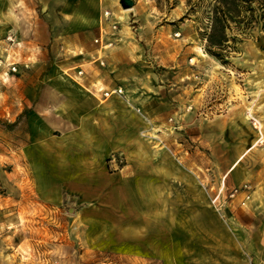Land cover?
<instances>
[{
  "label": "rangeland",
  "instance_id": "374dc122",
  "mask_svg": "<svg viewBox=\"0 0 264 264\" xmlns=\"http://www.w3.org/2000/svg\"><path fill=\"white\" fill-rule=\"evenodd\" d=\"M63 1L0 3L29 21ZM72 1L106 22L86 30L90 44L112 43L93 80L126 97L78 123L55 116L80 55L61 42L25 69L13 47L21 71L0 67V264H264V29L233 24L223 64L202 35L212 0L122 12L119 0Z\"/></svg>",
  "mask_w": 264,
  "mask_h": 264
},
{
  "label": "crops",
  "instance_id": "0c3cea01",
  "mask_svg": "<svg viewBox=\"0 0 264 264\" xmlns=\"http://www.w3.org/2000/svg\"><path fill=\"white\" fill-rule=\"evenodd\" d=\"M43 10L46 12V16H49L52 11L60 13V16H65L66 22H48L45 15V19L44 17L39 18L34 16V18L27 21L28 17L24 15V11H22L24 14L21 15V10L20 13H18L19 15L16 16L17 18H13L6 10V5L0 3V50L3 51L4 48L10 46L5 37L11 35L16 39L18 46H10L8 52L11 53L14 51L13 47L18 48L17 50L24 53V62L31 60L36 63L37 61L40 62L44 55H46L45 53L48 46L54 48L55 44H57L56 46L61 42L66 44L65 46L67 48L64 46L66 48L65 54L73 53L74 55H80L79 59L83 62L80 66L82 65L87 73V77H85L84 81L89 83L84 85L82 84V80L78 79L81 83H79L78 80H73L74 84H69L68 86L70 88H67V91H69L67 95L68 98L63 96L67 98V102L60 104V106L58 105V107L54 106L50 110L55 116L58 115L57 111H70L73 115V121L76 123H78L81 118L88 117L90 119L95 117V114L91 113L92 110H98L101 107L98 101L104 102V99L100 98V94L97 91L101 88H108L109 85H105L103 81L98 78L93 80L91 70L95 71L96 65L94 64L98 56L102 55L104 51L100 45L97 46L92 42L90 44L86 30L94 29V31L97 32L99 28L102 34L104 31L103 26L106 22H90L89 15L84 16V13L81 12L78 6L74 7L72 0L63 1L60 6L54 5L50 8L45 7ZM117 11L119 12V10ZM55 15H57V13ZM88 42L89 45L87 44ZM17 57L18 56H15L14 60L20 61L21 58ZM48 89L53 92H61L59 95H66V93H63L65 91L62 87L48 88L47 86L43 88V90ZM92 90H95L98 94ZM89 91L91 93L88 94L87 92ZM85 106H87V108H84Z\"/></svg>",
  "mask_w": 264,
  "mask_h": 264
},
{
  "label": "trees",
  "instance_id": "16d2710c",
  "mask_svg": "<svg viewBox=\"0 0 264 264\" xmlns=\"http://www.w3.org/2000/svg\"><path fill=\"white\" fill-rule=\"evenodd\" d=\"M209 9V30L202 34L206 51L223 64L235 48L230 41L238 40L230 35L233 24L243 32L254 25L264 29V0H212Z\"/></svg>",
  "mask_w": 264,
  "mask_h": 264
},
{
  "label": "built area",
  "instance_id": "2783aa9c",
  "mask_svg": "<svg viewBox=\"0 0 264 264\" xmlns=\"http://www.w3.org/2000/svg\"><path fill=\"white\" fill-rule=\"evenodd\" d=\"M109 15H110V12L106 11L105 16L109 17ZM117 23L118 22H113V24H112L113 28H117V25H118ZM5 39L11 47L13 45H18V43L16 42V39L14 37H12L11 35H7L5 37ZM95 43L100 45L102 48H107L112 44V43H106V45H105L103 43V37H99V38L95 39ZM10 46L4 48V50H3V52H7L6 55L0 54V67L5 69L7 71V73L18 74L21 71V66L16 60H14V57L11 58V54L8 52V48H10ZM0 52L2 53V51H0ZM97 60L99 61L100 65H105V57L103 54L98 56ZM23 65H24L23 67L25 69L29 68L28 62H25ZM83 75H84V70L79 69L76 72L74 77H72L70 75H69V77L74 79V80H78ZM97 92L103 97V99H109L111 97H119V98L126 97V92L122 86H116L114 88H101ZM244 188H248V185H245ZM222 190H223V187L220 188V192H222ZM238 192H239V189H237V188L233 189L230 193V197H235L238 194ZM248 199H250V195L246 194V200H248Z\"/></svg>",
  "mask_w": 264,
  "mask_h": 264
},
{
  "label": "water",
  "instance_id": "95a60500",
  "mask_svg": "<svg viewBox=\"0 0 264 264\" xmlns=\"http://www.w3.org/2000/svg\"><path fill=\"white\" fill-rule=\"evenodd\" d=\"M119 3L123 9H132L134 7V0H119Z\"/></svg>",
  "mask_w": 264,
  "mask_h": 264
},
{
  "label": "bare ground",
  "instance_id": "6f19581e",
  "mask_svg": "<svg viewBox=\"0 0 264 264\" xmlns=\"http://www.w3.org/2000/svg\"><path fill=\"white\" fill-rule=\"evenodd\" d=\"M117 1H118V0H117ZM116 3H118V2H116ZM123 10L126 11V10H129V9H123V8H122V9H119V12H122ZM119 14H120V13H119ZM118 16H119L120 18H122V15H118Z\"/></svg>",
  "mask_w": 264,
  "mask_h": 264
}]
</instances>
